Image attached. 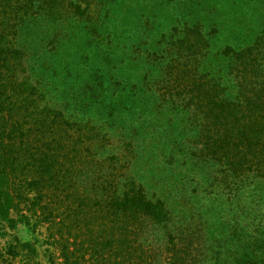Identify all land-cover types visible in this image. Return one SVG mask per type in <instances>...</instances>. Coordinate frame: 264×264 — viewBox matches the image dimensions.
I'll return each instance as SVG.
<instances>
[{"label": "trees", "instance_id": "trees-1", "mask_svg": "<svg viewBox=\"0 0 264 264\" xmlns=\"http://www.w3.org/2000/svg\"><path fill=\"white\" fill-rule=\"evenodd\" d=\"M48 3L54 0H0V230L6 223L12 228L28 223L24 210H40L55 223L54 210L45 204L55 197L47 190L56 188L57 196L67 194L78 188L84 173L73 170L66 160L68 148L74 151L72 157L84 148L78 140L79 145L74 144L71 131L88 138L90 146H86L93 155V145L106 141L111 132L129 128L136 131V138L149 133L171 137V147H180V158L204 181L197 182L201 191L208 199L212 195L208 203L223 197L208 190L213 187L227 192L230 199L254 192L250 194L254 205H248H253L257 220L246 223V229H239L234 220L225 226L224 236L244 250L240 258L216 240L212 252H206L208 259H202L199 255L204 251L190 236L202 234V228L189 227L188 214L178 212L169 195L150 197L140 181L115 176L114 168L93 157L98 168L88 189L95 195L83 199L76 194L79 202L64 204L57 214L67 208L74 213L89 208L87 223L94 221L96 227L91 228H97L89 240L91 257L99 262L113 253L125 258L119 264L134 258L140 264L147 260L151 264H264V27L217 49L212 33H204L199 24L185 25L182 31L157 39V47L141 57L142 71L134 73L142 76L136 75V80L122 82L109 71L105 81L96 75L81 82L77 70L83 68L75 60L64 70H58L61 64L57 63L41 65L40 58L25 64L30 51L11 20L13 16L23 19L32 10L40 14ZM80 57L82 62L87 59ZM98 90L101 93L96 94ZM156 114L157 121L150 124L148 116ZM173 118L182 125L176 133L169 122ZM69 176L78 180L68 182ZM198 211L192 214L201 219ZM18 245L16 241L7 247L6 264H15Z\"/></svg>", "mask_w": 264, "mask_h": 264}, {"label": "rangeland", "instance_id": "rangeland-1", "mask_svg": "<svg viewBox=\"0 0 264 264\" xmlns=\"http://www.w3.org/2000/svg\"><path fill=\"white\" fill-rule=\"evenodd\" d=\"M43 8L40 14L32 10L23 19L13 16L11 20L14 26L12 28L20 32V41L25 42L30 51L25 64L29 66L40 58L41 65L57 63L61 64L58 70H64L68 68V63L73 64L75 60L82 66L79 68H83L77 70V73L81 72V82L84 78L93 80L96 75L100 81H105L107 77L104 75L109 71L122 82L136 80L140 74L142 76V72H139L136 78L134 73L135 69L142 71L141 57L157 47V39H166L175 30L182 31L185 25L199 24L204 33H212L210 36L214 38L213 44L216 47L237 41L241 37H251L264 27V0H54V3L43 4ZM80 56L87 59L82 62L83 58ZM71 71L75 75V69ZM95 93L99 94L101 91ZM157 118L158 114L152 118L148 116L150 124L155 123ZM169 122L175 133L181 129L178 119L173 118ZM117 132H111L106 141L93 145L94 154L91 155L87 148L90 146L88 138L81 137L79 131H71L74 144L79 145L78 140L87 148H79L80 153H75L73 157L72 148L66 151V160L71 168L75 171L84 170L79 180L69 176L68 182L75 178L80 181V185L76 189L71 188L67 194L58 196L56 188L49 189L50 191L46 189L47 195L55 197L45 203L50 211L54 210V224L47 221L46 213L43 215L40 210L38 213L23 211L29 216L28 223H17L14 228L6 223L0 230V264H6V259L9 258L6 257L7 247L16 241L20 242L15 248L20 253L12 261L15 264H119L118 262L125 260L115 257L113 253H106L99 262L91 257L88 252L89 240L97 228H91L96 227L94 221H91L90 226L87 223L90 217L88 207L85 206V210L78 213L67 208L64 213L57 215L64 204L79 202L76 194L83 199L91 193L95 195L94 191L88 189L92 181L90 176L98 168L96 161L92 163L93 157L109 164V168H114L115 176L124 174L140 181L150 197L165 198L169 195V203L177 211L188 214L187 220L192 224L185 225L188 224L191 228L199 225L202 228V234L190 235L194 236L193 244L204 251L199 255L200 258L208 259L206 252H212L211 245L216 240L233 257H241V252H244L242 246L224 236L228 234L225 226L234 220L239 229H246L247 224L256 222L255 211L252 209L253 198H250V194L254 192L247 191L230 199L227 192L213 187L208 190H216L220 193L216 195L223 197L208 203L212 195L208 199L201 191L203 187L198 186L197 182L204 181L198 173H191L189 162L180 158L183 156L180 147H171V137L162 139L158 135L149 136V133L136 138L133 136L136 131L129 128ZM103 173H106V169ZM189 176L192 177L188 178ZM73 191L75 194H72ZM248 202L253 205L249 206ZM197 209L201 210L198 211L201 219L192 214ZM102 219L105 220V217ZM220 222H223V227L219 226ZM83 223L88 227H84ZM116 245L117 243L114 244L115 247ZM133 245L137 247V243ZM62 250L68 254V258H65ZM149 261L144 263L151 264ZM140 262L141 260L134 258L124 264Z\"/></svg>", "mask_w": 264, "mask_h": 264}]
</instances>
